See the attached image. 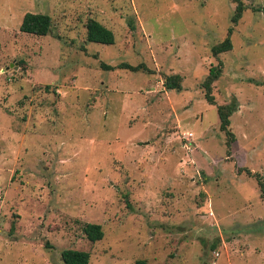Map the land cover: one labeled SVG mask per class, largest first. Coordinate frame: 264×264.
Here are the masks:
<instances>
[{
    "label": "rangeland",
    "instance_id": "rangeland-1",
    "mask_svg": "<svg viewBox=\"0 0 264 264\" xmlns=\"http://www.w3.org/2000/svg\"><path fill=\"white\" fill-rule=\"evenodd\" d=\"M241 1L232 23L234 0H0V264H264V0ZM28 12L50 32H21Z\"/></svg>",
    "mask_w": 264,
    "mask_h": 264
},
{
    "label": "trees",
    "instance_id": "trees-1",
    "mask_svg": "<svg viewBox=\"0 0 264 264\" xmlns=\"http://www.w3.org/2000/svg\"><path fill=\"white\" fill-rule=\"evenodd\" d=\"M236 6L234 13L231 16V22L237 23L241 18L243 11L245 10V5L241 0H234ZM257 8H254V10ZM260 9L264 10V6ZM21 32L35 34V35H46L51 29V17L44 13H31L28 12L23 16L21 24L19 26ZM232 27L228 28L227 36L219 43L212 46V53L217 56L219 53L228 51L232 48V43L230 39V33ZM85 34L86 40L89 42L110 44L114 41L113 32L107 28L105 25L100 23L94 18H89L85 24ZM104 68H112L110 65L101 63ZM120 66L129 68L130 70H138L140 65L134 66L130 64L122 63ZM222 73V62L218 61L216 65H211L207 75L201 82V86L204 89L205 98L208 103H214V97L212 95L213 83L220 77ZM164 85L167 89H180V76L178 74L168 75L165 77ZM236 109V103L230 101L228 103L221 104L217 106V115L219 119L220 128L225 131L228 139L227 146L229 147L231 143L235 140L234 134L229 130L230 116L232 112ZM249 172V171H248ZM259 182L262 195L264 196V182L261 180L260 175L254 174ZM82 231L85 236L92 242L98 241L103 237V231L100 224L97 223H85L82 227ZM89 252L67 248L60 252V258L63 264H88L89 262ZM134 264H151L145 258H139L134 261Z\"/></svg>",
    "mask_w": 264,
    "mask_h": 264
}]
</instances>
